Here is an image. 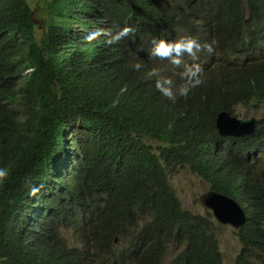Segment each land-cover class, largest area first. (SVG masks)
<instances>
[{
	"label": "trees",
	"instance_id": "trees-1",
	"mask_svg": "<svg viewBox=\"0 0 264 264\" xmlns=\"http://www.w3.org/2000/svg\"><path fill=\"white\" fill-rule=\"evenodd\" d=\"M248 1L0 0V168L9 170L0 264H160L170 244V264H225L211 213L185 209L171 177L190 168L232 196V162L214 144L258 151L264 143V117L247 139L220 136L215 124L223 109L264 104V0ZM126 26L135 34L119 43L84 40L92 29ZM177 31L242 45L247 58L217 67L210 56L203 84L173 103L149 73L176 70L149 53L154 39L173 41ZM261 163L250 165L261 176L248 185L264 179ZM250 209L235 264H264V183ZM60 228L74 230L80 246Z\"/></svg>",
	"mask_w": 264,
	"mask_h": 264
},
{
	"label": "clouds",
	"instance_id": "clouds-1",
	"mask_svg": "<svg viewBox=\"0 0 264 264\" xmlns=\"http://www.w3.org/2000/svg\"><path fill=\"white\" fill-rule=\"evenodd\" d=\"M248 2H249L248 0H243V3H248ZM134 34H135V30L130 26L120 28L119 30H117L114 33L111 30H105L102 28H95V29H92V30L87 32V34L84 36V40L86 43L91 44L92 42L97 41L101 36H105V37H107V39L105 40V43L108 45H113V44L119 43L121 40H123L125 38L134 36ZM152 45L153 46L150 49V53H149V56L151 59L167 60L170 62V64L175 69L178 70L176 72V75L179 76V79L181 81V83L179 85H177L172 78L166 77V76H161L159 71L155 68H153L151 70V72L149 73L150 76L156 77L155 89L163 97L167 98L168 100L172 101L173 103L177 100L178 97L187 98L193 89H195V88H197L203 84L204 81H203L202 77H203V75H207V72L209 69L208 63L210 62V56H211V61L213 62V64L217 65V67L225 61H235V60H241L243 58H247V52L244 51V47L242 45H237L234 48V47H229L226 44V46H227V50H226L227 51V58H224V57L220 56V53L226 46L221 47V44L219 43L218 39H213V40H210L209 42L201 43L197 38L191 37L187 33H183L181 36L175 37V40H173V41H168L166 39H154L152 41ZM189 57H191V58H189ZM258 57L259 56H257V58ZM185 60H189V63H186ZM202 60H206L205 69H203L199 63H197V62H201ZM142 67H143V64L140 62H137L133 65L134 70L138 71V72L142 69ZM255 103L259 105V107L257 109H253V107H252V104H255ZM261 105H263V106L261 107ZM239 106H247L248 110H250V108H251L254 112H256L259 108H260V111L262 109H264L263 103H260L258 101H251L249 106L238 104L237 106L233 107V111H231V110L228 111L226 109L219 111L216 115L215 124H216V128H217V131H218L220 136H232L233 138H236V139H247L249 137H252L255 134L257 127H258V124H259L258 121L260 118H262L264 116H256L255 114H251V112H249V111L246 113H241L239 110H237V108ZM221 112H227L230 114V116L236 117L238 119L255 117V129L253 131L249 129L250 133H248L246 135L221 134L220 130L217 126V117H218V114ZM213 148H214V151L226 150L227 151V157L232 162L231 170L229 172V177H230L231 188L234 191V195L229 196V195L224 194L222 192H219V191H217V192H219V193L227 196L228 198H231L234 201H236V203L244 211L245 216H246L245 222L238 227H234V226L230 225V226L234 227L236 229V232H237V229H239L242 225H244L246 223L249 216L255 214L250 209V204L253 202L255 195L257 194V192L261 188L262 184L264 183V179L263 180L261 179V182L251 183L250 185H248V183L250 181L252 182L255 178L261 176L260 172H259L260 173L259 175L253 174L251 172L252 167L250 165L257 164L259 166H262L261 160L264 161V143H262L258 147V148H260L258 151H255L257 148L240 147L237 144L231 142L230 140H226V139L223 140L222 139V140H218L214 144ZM237 154L241 155L242 157H244L246 159V162L244 164H240L237 161ZM248 160H249V162H247ZM263 166H264V164H263ZM8 176H9V170L6 168H0V184H2L8 178ZM210 190H214V189H211V186H210V189L207 191H210ZM207 191H205V192H207ZM214 191H216V190H214ZM33 195H35V191L33 192ZM205 207L208 209L205 214L196 213L193 211H191V212H193L195 214H202V215H206L207 213H211L212 220L215 222L216 229H217V222L218 223H220V222L215 217L213 210L207 206H205ZM220 224H222V223H220ZM222 225H225V224H222ZM226 225H228V224H226ZM261 227L264 229V220L261 221ZM61 229H64V228H60L57 233L62 236ZM215 232H216V230H215ZM215 235L217 236L216 233H215ZM170 245H172V244H170ZM219 245H220V243H219ZM168 247L166 249V252L168 250ZM166 252H165V254H166ZM165 254H164V256H165ZM164 256H163V258H164ZM163 258H162V260H163ZM162 260H161V262H162ZM171 261H172V259H171ZM171 261H170V263H171ZM224 262H225V260H224Z\"/></svg>",
	"mask_w": 264,
	"mask_h": 264
},
{
	"label": "rangeland",
	"instance_id": "rangeland-1",
	"mask_svg": "<svg viewBox=\"0 0 264 264\" xmlns=\"http://www.w3.org/2000/svg\"><path fill=\"white\" fill-rule=\"evenodd\" d=\"M31 4L34 6L37 1L44 0H30ZM35 19L38 25V33H41L42 30V21L37 9H34ZM182 31H177L176 36H181ZM191 58V57H189ZM186 63H189V60H185ZM199 63L203 69H205L206 60H202ZM161 76H166L172 78L177 85L181 83L179 76L176 75L177 69L174 74H168L166 67L160 66L156 68ZM263 105H261L262 107ZM241 113L251 112L256 116H264V109L260 111V108L254 112L251 108L248 110L247 106H239L237 108ZM156 144V142H154ZM171 183L176 190L178 197L180 198L184 208L189 209L196 213L207 212V208L204 206L200 200V195L205 191L210 189V184L204 180L201 176L194 173L190 168H180L171 177ZM75 231H67L61 229V234L68 245L70 246H80V243L76 239ZM217 238L220 243L221 251L224 255V260L226 264H235L236 257L241 249V242L237 236L236 229L230 225H222L217 222L216 229ZM176 253V250L173 245L168 247V250L161 262V264H169L173 255Z\"/></svg>",
	"mask_w": 264,
	"mask_h": 264
},
{
	"label": "water",
	"instance_id": "water-1",
	"mask_svg": "<svg viewBox=\"0 0 264 264\" xmlns=\"http://www.w3.org/2000/svg\"><path fill=\"white\" fill-rule=\"evenodd\" d=\"M252 107L257 109L259 105L255 103ZM217 126L221 134L246 135L250 133L249 129H255V117L238 119L227 112H221L217 117ZM200 199L205 206L213 210L220 223L238 227L245 222L244 211L233 199L214 190L203 193Z\"/></svg>",
	"mask_w": 264,
	"mask_h": 264
}]
</instances>
